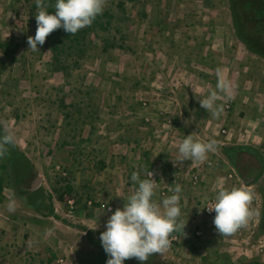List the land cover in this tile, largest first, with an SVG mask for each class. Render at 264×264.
<instances>
[{"label": "rangeland", "instance_id": "374dc122", "mask_svg": "<svg viewBox=\"0 0 264 264\" xmlns=\"http://www.w3.org/2000/svg\"><path fill=\"white\" fill-rule=\"evenodd\" d=\"M54 4L0 0V137L13 136L0 264H106L100 233L138 187L133 172L153 173L158 204L182 186L181 227L144 264H264V0H104L79 44L60 27L33 51L35 15ZM212 91L218 116L200 105ZM189 134L216 141L206 160L179 161ZM233 144L255 155L234 164ZM233 187L251 191V214L221 236L205 208Z\"/></svg>", "mask_w": 264, "mask_h": 264}, {"label": "clouds", "instance_id": "9594fccd", "mask_svg": "<svg viewBox=\"0 0 264 264\" xmlns=\"http://www.w3.org/2000/svg\"><path fill=\"white\" fill-rule=\"evenodd\" d=\"M103 8L104 0H55L54 11L41 8L35 15L37 28L35 35L27 38L29 48L39 51L38 45L42 46L46 37L60 27L65 32L75 34L91 25ZM216 88L230 95L231 83L219 76ZM217 98V91H212L206 98L200 99L201 107L212 110L213 116H218L222 110L215 104ZM12 142L10 133L0 137V154L6 152L5 145ZM215 145V140L204 142L195 139L192 134L185 135L178 147L179 161L202 162ZM148 175L150 178L141 180L136 172L132 173L131 179L138 182V187L128 196L123 208L112 212L105 231L100 233L101 244L109 257L106 264H124L126 259L132 257L144 264L149 255L166 249L171 243L170 233L181 227L177 218L181 214L179 200L182 186L177 184L172 194L158 204L153 199V173ZM251 200V191L244 187L222 188L217 192L214 204L206 207L209 212H215L213 223L221 236L231 235L247 222L251 214ZM7 207L9 211H14V201H10Z\"/></svg>", "mask_w": 264, "mask_h": 264}, {"label": "trees", "instance_id": "16d2710c", "mask_svg": "<svg viewBox=\"0 0 264 264\" xmlns=\"http://www.w3.org/2000/svg\"><path fill=\"white\" fill-rule=\"evenodd\" d=\"M48 11H53V9L52 8H49V9H47ZM71 34V33H70ZM72 35H77V38H74V39H76L78 42L76 43V44H79L80 42H79V30L75 33V34H72ZM244 151H248V152H250V154H253V155H255V149H253V148H251L250 146H244V145H238V144H233V145H231V146H227V147H225L224 148V152L226 153V156L234 163V164H236L237 163V161L240 159V157H241V155H242V153L244 152ZM255 158H257V160L258 161H260V166H255L254 164H252L253 166H252V168H253V170H257L258 172L255 174V176H254V180L256 181L258 178H259V176H260V174H261V172H262V166H263V162H262V159H261V156L259 155V153L255 156ZM245 178H247L246 176H245Z\"/></svg>", "mask_w": 264, "mask_h": 264}, {"label": "built area", "instance_id": "2783aa9c", "mask_svg": "<svg viewBox=\"0 0 264 264\" xmlns=\"http://www.w3.org/2000/svg\"><path fill=\"white\" fill-rule=\"evenodd\" d=\"M205 210H206V212H208V213H212V212H209V211L207 210V207L205 208Z\"/></svg>", "mask_w": 264, "mask_h": 264}]
</instances>
